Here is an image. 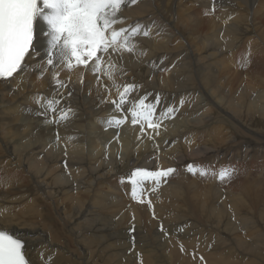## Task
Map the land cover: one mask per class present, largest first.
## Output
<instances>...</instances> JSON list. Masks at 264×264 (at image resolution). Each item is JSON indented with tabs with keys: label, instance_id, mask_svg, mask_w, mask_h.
Wrapping results in <instances>:
<instances>
[{
	"label": "bare ground",
	"instance_id": "1",
	"mask_svg": "<svg viewBox=\"0 0 264 264\" xmlns=\"http://www.w3.org/2000/svg\"><path fill=\"white\" fill-rule=\"evenodd\" d=\"M120 15L151 29L135 38V53L113 56L124 70L117 83L138 86L125 107L159 95L155 118L168 107L173 115L157 131L142 132L130 114L119 127L105 126L122 115L110 102L116 89L106 78L110 93L98 88L91 73L81 84L82 68H58L68 84L59 107L74 114L56 124L36 115L44 110L33 100L53 93L50 72L0 81V189L13 187L0 228L26 242L32 264H42V251L53 264H264L251 244L263 230L264 169L252 176L232 164L243 147L247 157L264 153V0H138ZM46 30L35 26L27 63L45 56ZM223 167L234 172L221 182L212 173ZM168 168L175 171L159 184L146 179L133 197L131 172ZM205 168L210 178L200 175ZM29 194L22 207L39 204L45 213L13 222L6 215ZM148 214L158 218L155 229Z\"/></svg>",
	"mask_w": 264,
	"mask_h": 264
},
{
	"label": "snow or ice",
	"instance_id": "2",
	"mask_svg": "<svg viewBox=\"0 0 264 264\" xmlns=\"http://www.w3.org/2000/svg\"><path fill=\"white\" fill-rule=\"evenodd\" d=\"M137 2L138 0H0V81H7L18 72L35 71L36 68H40L38 79H42L44 73L50 72L51 83L55 85L53 93L49 96L38 93L33 100L44 110L37 111V116L43 115L46 122L59 124L67 121L74 113L70 105L59 107L63 100L61 90L67 88L68 84L60 79L57 69L71 73L82 68L81 84L84 82V74L91 73L95 76L98 88L104 87L110 93L111 89L102 81V78H106L116 89L118 99L110 102L113 110L122 115L102 121L105 126L119 127L125 122L124 117L130 114L131 123L139 124L142 132L145 128L157 131L160 122L171 117L175 109L168 107L161 110L159 118H155L161 98L156 95L152 102H146L148 94L138 104L132 103L126 108L127 97L138 86L117 83V73L124 70L113 60L114 55L135 53L136 37L151 35L150 27L140 22L126 25L120 15L125 7ZM38 23L47 26L43 34L48 39V48L45 56L36 64H29L26 57L31 60L35 55L30 54V50L34 47V32ZM118 24L124 26L117 28ZM71 94L68 93L69 96ZM104 100V97H100L101 103ZM193 167L189 165V171ZM208 168L200 172L206 179L210 178ZM174 171L172 168L162 171L134 170L130 173L135 177L131 181L133 197H136L138 187L143 192L142 184L146 179L151 178L159 184V178L167 177ZM233 172V168L223 167L218 173L213 172L212 176L224 182L231 179ZM25 247L26 242L23 239L0 228V264H32L27 258ZM39 258L42 264H53V255L46 257L42 251Z\"/></svg>",
	"mask_w": 264,
	"mask_h": 264
},
{
	"label": "rangeland",
	"instance_id": "3",
	"mask_svg": "<svg viewBox=\"0 0 264 264\" xmlns=\"http://www.w3.org/2000/svg\"><path fill=\"white\" fill-rule=\"evenodd\" d=\"M215 2H217V3H223V4H227V3H231V0H214ZM222 1V2H221ZM215 12H217V10L215 9ZM248 148H246V147H243L242 149H241V156H242V159H239L238 160V162H236V161H234L232 164H240V163H243V165L245 166L246 165V167H247V172H250V174L252 175V173H253V175L252 176H254V175H256V174H258L260 171H262L263 172V169H264V153L263 154H259V155H257L256 157H254V158H252L251 156L249 157H247V155L249 154V152H250V149H248ZM243 151V152H242ZM245 151V152H244ZM263 152H264V150H263ZM247 153V154H246ZM246 155V156H245ZM247 157V158H246ZM3 159V165H2V167H4L5 169H8V170H11V171H13V172H15L13 169H12V165L10 164V163H8V160L6 159V158H2ZM246 161H245V160ZM247 159H248V161L249 162H247ZM229 160V159H228ZM252 160V161H251ZM225 162H226V160H225ZM245 162H247V164L245 163ZM227 163V162H226ZM250 163V164H249ZM227 164H229V163H227ZM0 166H1V164H0ZM251 166V167H250ZM261 166V167H260ZM257 170V171H256ZM253 171V172H252ZM241 173H244V170L242 169L241 170ZM175 175H176V173L173 175V178L175 177ZM242 181H244V179L242 180L241 179V184L243 183ZM12 190H13V187H11V188H8V187H6V188H4V189H0V203H2L1 205H0V210H2V211H4V210H6V206H7V197H3L5 194H7V193H10V192H12ZM32 198V195L31 194H29L26 198H24V199H22V200H17L16 202H14V204H16V206L13 208V211L12 212H10L8 215H6L9 219H11L13 222H16V218H11L13 215H15V216H18V215H21L22 217H30V218H32L33 219V217L34 216H37V215H39L40 213H45V211H46V209H45V207H41L39 204H33L32 205V207H31V209H28V210H26L25 209V207H22V204H24L25 202H27L28 200H30ZM3 200H5V201H3ZM133 202H135L134 200H132ZM2 208V209H1ZM26 210V211H25ZM145 211H146V209H145ZM143 213V212H142ZM263 213H264V211H263ZM149 216H150V219H151V224L153 223V222H155V221H153V220H157L158 218H162V219H160V222H162L165 218V216L162 214V213H160L159 215H158V218L157 217H154L153 216V214H148ZM164 216V217H163ZM155 223H153L152 224V226H153V228L155 229V225H154ZM48 229H50L49 227H48ZM261 229H263L264 230V224H262V226H261ZM263 230H261V231H259L260 232V235H261V238H260V241L259 242H257L258 241V237H256V236H252V238H254V242L252 243L251 242V244L255 247V248H257V249H259L260 251V254H264V231ZM255 243V244H254ZM66 245V243L64 242V246ZM140 246V245H139ZM149 246H151V243H149Z\"/></svg>",
	"mask_w": 264,
	"mask_h": 264
}]
</instances>
